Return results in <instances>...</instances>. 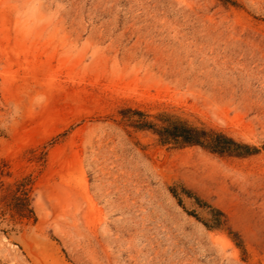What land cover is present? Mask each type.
Masks as SVG:
<instances>
[{
  "label": "rangeland",
  "instance_id": "rangeland-1",
  "mask_svg": "<svg viewBox=\"0 0 264 264\" xmlns=\"http://www.w3.org/2000/svg\"><path fill=\"white\" fill-rule=\"evenodd\" d=\"M0 264H264V0H0Z\"/></svg>",
  "mask_w": 264,
  "mask_h": 264
},
{
  "label": "trees",
  "instance_id": "trees-1",
  "mask_svg": "<svg viewBox=\"0 0 264 264\" xmlns=\"http://www.w3.org/2000/svg\"><path fill=\"white\" fill-rule=\"evenodd\" d=\"M133 112L139 115L134 124L137 127L149 128L156 134L161 143H171L173 145L197 144L215 153L231 155H245L257 150L254 145L238 141L222 131L193 125L184 119L164 112L155 114V120L144 118V113L140 110L134 109ZM195 200L202 205H207L197 197H195ZM209 212L212 220L210 223L203 221V224L206 226L217 225L221 211L210 206Z\"/></svg>",
  "mask_w": 264,
  "mask_h": 264
}]
</instances>
